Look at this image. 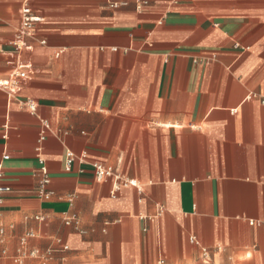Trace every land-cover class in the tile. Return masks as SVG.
<instances>
[{
  "label": "crops",
  "instance_id": "1",
  "mask_svg": "<svg viewBox=\"0 0 264 264\" xmlns=\"http://www.w3.org/2000/svg\"><path fill=\"white\" fill-rule=\"evenodd\" d=\"M26 4L42 22L18 53ZM16 72L0 264H264V0H0V82ZM68 152L87 159L67 172Z\"/></svg>",
  "mask_w": 264,
  "mask_h": 264
},
{
  "label": "built area",
  "instance_id": "2",
  "mask_svg": "<svg viewBox=\"0 0 264 264\" xmlns=\"http://www.w3.org/2000/svg\"><path fill=\"white\" fill-rule=\"evenodd\" d=\"M138 8H141L145 5L149 4V0H136ZM119 4H113V8H117ZM21 17H22V26L20 30V36L18 40L14 43L15 51L20 53L24 50L28 49L31 50L32 46L27 43L28 38H35L36 36V30L37 26L42 22L41 18L39 16H36L33 14L32 9L29 7L28 4H26L22 10H21ZM46 42L42 41V44H45ZM27 77V74L25 72H16L13 74L12 79L2 81L0 82V87L8 91L12 95H17L19 91V81L23 80ZM264 102V101H263ZM24 106L28 108L29 112L34 114L37 111V105L33 101H27L23 102ZM41 140H44V137L41 138ZM5 160L9 159V156L4 157ZM79 159L81 162H85L87 159L86 155H81L80 157L75 156L73 153L68 152L66 155V171L70 172L73 163ZM40 163V182L39 187L37 190L38 196L43 200H51L53 197V192L49 190V185L51 183L49 171L45 165V162L43 159L39 158ZM91 167L94 171L95 179L98 182L104 181L106 179L114 180L117 189L120 187H127V186H134L137 187V183L135 181L129 180L122 176L119 172L115 171L111 167H107L104 164L101 163H92ZM2 165H0V178H2ZM10 191L7 187L0 186V196ZM2 203V199L0 198V204ZM38 220L40 218H37ZM76 223L78 225V222L76 220H68L66 222L67 225H72L73 223ZM34 238L33 233H27L25 237L21 241L22 246H26L28 241ZM192 242H195V239H192ZM65 250L68 248L65 247ZM4 254H6L4 252ZM28 256L32 258H36L39 256V252L37 250H31L28 254ZM16 263L22 262V258H17L14 260ZM160 264H164V261H162Z\"/></svg>",
  "mask_w": 264,
  "mask_h": 264
}]
</instances>
